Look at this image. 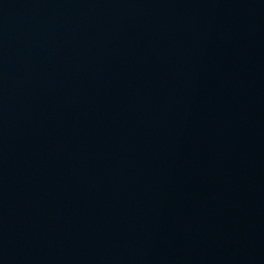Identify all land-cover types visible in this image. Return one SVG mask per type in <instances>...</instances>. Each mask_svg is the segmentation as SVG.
<instances>
[{
  "label": "water",
  "instance_id": "95a60500",
  "mask_svg": "<svg viewBox=\"0 0 264 264\" xmlns=\"http://www.w3.org/2000/svg\"><path fill=\"white\" fill-rule=\"evenodd\" d=\"M0 264H264V0H0Z\"/></svg>",
  "mask_w": 264,
  "mask_h": 264
}]
</instances>
